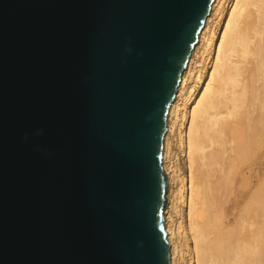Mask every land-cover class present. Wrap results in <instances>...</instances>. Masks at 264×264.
I'll list each match as a JSON object with an SVG mask.
<instances>
[{
  "label": "water",
  "instance_id": "1",
  "mask_svg": "<svg viewBox=\"0 0 264 264\" xmlns=\"http://www.w3.org/2000/svg\"><path fill=\"white\" fill-rule=\"evenodd\" d=\"M213 2L0 0V264H171L167 116Z\"/></svg>",
  "mask_w": 264,
  "mask_h": 264
},
{
  "label": "bare ground",
  "instance_id": "2",
  "mask_svg": "<svg viewBox=\"0 0 264 264\" xmlns=\"http://www.w3.org/2000/svg\"><path fill=\"white\" fill-rule=\"evenodd\" d=\"M222 20L224 31L218 36ZM201 84L202 92L195 95ZM183 121L184 134L179 132ZM167 122L163 168L169 204L164 216L171 264H182L184 254L182 226L171 215L183 198V186L176 194L171 187L176 179L169 156L172 134L180 139L189 165L186 229L196 264H264V224L258 221L264 219V0H214ZM253 168L258 187L242 207L245 178Z\"/></svg>",
  "mask_w": 264,
  "mask_h": 264
},
{
  "label": "rangeland",
  "instance_id": "3",
  "mask_svg": "<svg viewBox=\"0 0 264 264\" xmlns=\"http://www.w3.org/2000/svg\"><path fill=\"white\" fill-rule=\"evenodd\" d=\"M217 19H215V20H217ZM223 21L224 20H222L221 24L219 25V29H218V33H217L218 36L221 34L220 32L224 31V29H223ZM215 42L217 43V42H219V40H216ZM213 56L214 55L212 54V57ZM206 64H207L206 65L207 69H206V72H205V78H207L208 73L210 71H212L211 69L213 67V58H212L211 63L209 62V63H206ZM253 67H255L254 64H253ZM261 81L262 80L259 81L260 82L259 84H263ZM204 85L205 84L199 85V87L197 88V90L195 92V95H198V94H200L202 92V90H203L202 86H204ZM186 126H187V122L183 121V124L179 126V129H180L179 132L184 134L186 132ZM176 130L177 129L175 128V131ZM169 156H170V159L172 161V164L175 163L174 167H176V168H174V170H175L174 172H175V175H176V176L175 175L174 176H175L176 179H174L172 184H171V187H172L174 193L175 192L177 193L176 190H178L179 186H181V187L183 186V188H181L182 189L181 192L183 194V198L181 197V199H179L177 201V203L175 204L174 209L171 211L172 219H174V221L177 222V224L181 223V226H182L181 229H180L181 230L180 232L183 233V234H181V237H182V241H183L182 243H183V251H184L183 256L184 257L182 256L181 262L183 261L182 264H196L195 258L193 256V254H191V252H190V247L193 245L192 244V240H191V236H190V233H188V231L186 229V226H187L188 221H189V217H188L189 206H188V202H187V195L189 194V186H190L189 165H188V162H187L188 160H187L186 153H185V151L183 150V148L181 146L180 139H177L176 135L174 136L173 134H172V137H171V148H170ZM262 167H263V165H262ZM250 172L252 174L251 175L249 174L245 178V182H244L247 185V187L245 188L247 190H246V193L244 194L243 200L241 201L242 207L247 206V204L250 201L251 194L258 187V179H255V176H253L254 172H256V169L253 168V169H251ZM177 175H178V178H177ZM262 182H264V180L261 181V183ZM197 186L200 187L201 183L197 182ZM168 190H169V183H168ZM167 195H168V193H167ZM165 212L166 211L164 210V214H165ZM258 219H259L258 221H260L262 224H264V222H263L264 219L262 217H259Z\"/></svg>",
  "mask_w": 264,
  "mask_h": 264
},
{
  "label": "clouds",
  "instance_id": "4",
  "mask_svg": "<svg viewBox=\"0 0 264 264\" xmlns=\"http://www.w3.org/2000/svg\"><path fill=\"white\" fill-rule=\"evenodd\" d=\"M26 138V137H25Z\"/></svg>",
  "mask_w": 264,
  "mask_h": 264
}]
</instances>
